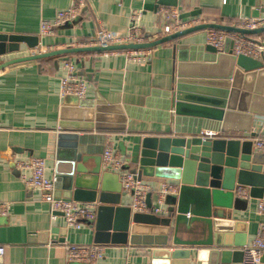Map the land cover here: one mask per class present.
<instances>
[{
    "label": "water",
    "instance_id": "obj_1",
    "mask_svg": "<svg viewBox=\"0 0 264 264\" xmlns=\"http://www.w3.org/2000/svg\"><path fill=\"white\" fill-rule=\"evenodd\" d=\"M162 7L177 8L178 1L156 0L145 10L158 13ZM199 15L201 11L196 9L182 13L181 18ZM207 30L264 35V27L248 30L200 23L142 44L68 46L0 64L1 70L64 55L143 51L175 44L174 76L165 92L162 112L167 128L142 136L135 160L130 161L132 172L139 177L172 181L178 186L165 217L133 213L130 206L122 204L119 176L102 171L101 156H95L93 168L87 167V137L82 134L125 131L132 119L130 112L120 105L86 99L73 100L61 109L55 196L98 205L96 219L90 224L94 244H137L144 240L152 264L242 263L248 235L241 215L248 199L264 198V153L255 151L253 142L257 136L255 120L264 116V65L233 55L231 40L224 52L210 45L179 48L182 40ZM21 44L32 49L38 46V39L0 34V56L19 52ZM202 130L216 135L202 136ZM244 134L252 139H244ZM87 176L91 180H86ZM239 187L248 189V199L238 196ZM147 203L151 208L152 195Z\"/></svg>",
    "mask_w": 264,
    "mask_h": 264
},
{
    "label": "crops",
    "instance_id": "obj_2",
    "mask_svg": "<svg viewBox=\"0 0 264 264\" xmlns=\"http://www.w3.org/2000/svg\"><path fill=\"white\" fill-rule=\"evenodd\" d=\"M177 1L181 13L200 10L201 15L196 16L200 23L234 25L239 18L264 17V0ZM154 3L156 0H86L88 9H84L80 16L59 27L53 35L42 36L41 23L54 21L60 11L71 7L72 0H0V34L38 39L35 48L21 44L19 52L0 56V64L68 46L90 47V40L103 35L125 36L130 18L137 11L143 12V33L158 35L164 23L162 16L145 10L147 5ZM206 37L207 31L196 33L182 40L179 48L205 47ZM174 45L169 43L151 49L152 58L146 64H135L124 53H92L58 56L46 62L33 60L0 70V202L10 205L8 216H0V245L6 249L4 264H90L67 260L69 245L94 244V230L90 223L75 230L69 228L61 217L52 221L43 192L27 188L16 167L19 159L41 158L47 163V176L55 178L60 112L64 105L77 99L60 95L64 63H75L78 74L88 83L86 100L120 105L132 117L125 131L82 134L87 137L86 156L90 157L87 167L95 166V156L102 157L104 141L111 136L115 149L126 160V169L132 171L130 161L133 157L135 160L140 138L167 128L162 112L164 95L174 76ZM254 131L257 133L255 140L264 137V131L259 127ZM244 139L252 138L244 134ZM140 178L154 186L165 181ZM86 180L91 178L87 176ZM121 191L122 204L131 205V196L123 188ZM248 200L241 221L246 224L248 245H251L264 217L257 212L259 200ZM235 235H232L233 240ZM143 241L103 245L104 256L96 264H152Z\"/></svg>",
    "mask_w": 264,
    "mask_h": 264
},
{
    "label": "built area",
    "instance_id": "obj_3",
    "mask_svg": "<svg viewBox=\"0 0 264 264\" xmlns=\"http://www.w3.org/2000/svg\"><path fill=\"white\" fill-rule=\"evenodd\" d=\"M86 7V0H72V5L67 10L60 11L52 22L43 21L40 27L42 36L53 35L55 31L66 23L75 20L82 14ZM141 11L134 12L130 18L128 32L125 36L109 37L103 35L101 38L90 40V47L121 44H142L148 41L159 39L178 31L191 28L200 24L197 17L181 18L182 13L178 8H160L158 13L162 16L163 26L160 34L145 35L141 27ZM239 28L254 30L264 27V17L239 18L233 25ZM147 38L149 40H147ZM231 40L230 48L233 55L246 56L262 62L264 65V36L253 38L207 30L206 43L214 47L218 52H224L227 42ZM114 54L124 53L135 64H146L151 61V50L112 52ZM107 54V53H105ZM64 76L61 78L60 95L62 98L74 97L79 100L88 96V83L78 74V67L75 63L65 62L63 65ZM255 126L264 131V116L257 117ZM202 136H215L216 133L205 132ZM254 149L264 153V137L254 140ZM126 160L114 147L111 136L105 140L102 153V171L117 174L122 183L124 192L131 196L130 208L133 213L154 214L165 217L168 214L167 199L178 194V186L172 181H163L157 186L144 182L137 174L126 169ZM16 167L24 185L30 189H38L43 192V200L49 204L51 220L63 218L66 225L75 230H81L86 223H93L96 219L98 205L96 203H80L73 200H66L55 196L56 178L50 179L47 176V163L41 158L19 159ZM238 196L248 199L249 194L246 188L239 187ZM152 195V206L148 207V196ZM10 205L0 202V216H8ZM257 212L264 217V198L258 201ZM244 258L241 264H263L264 256V220L259 224L258 232L251 245L244 249ZM103 245H69L67 247V260L70 263L96 264L104 256ZM6 249L0 245V264H4Z\"/></svg>",
    "mask_w": 264,
    "mask_h": 264
},
{
    "label": "trees",
    "instance_id": "obj_4",
    "mask_svg": "<svg viewBox=\"0 0 264 264\" xmlns=\"http://www.w3.org/2000/svg\"><path fill=\"white\" fill-rule=\"evenodd\" d=\"M247 37H250V38H253V36H247ZM254 37H256V36H254ZM147 40H149L148 38H147ZM77 56H82V55H89V54H76ZM49 60H51V59H43V60H41V62H46V61H49ZM109 134H113V133H110L109 132Z\"/></svg>",
    "mask_w": 264,
    "mask_h": 264
},
{
    "label": "rangeland",
    "instance_id": "obj_5",
    "mask_svg": "<svg viewBox=\"0 0 264 264\" xmlns=\"http://www.w3.org/2000/svg\"><path fill=\"white\" fill-rule=\"evenodd\" d=\"M170 203V202H169Z\"/></svg>",
    "mask_w": 264,
    "mask_h": 264
}]
</instances>
